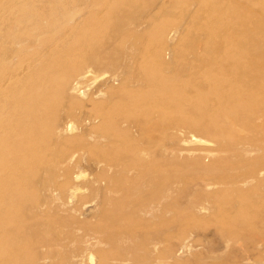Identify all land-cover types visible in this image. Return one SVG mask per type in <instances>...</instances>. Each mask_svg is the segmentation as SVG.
Masks as SVG:
<instances>
[{
    "label": "bare ground",
    "instance_id": "1",
    "mask_svg": "<svg viewBox=\"0 0 264 264\" xmlns=\"http://www.w3.org/2000/svg\"><path fill=\"white\" fill-rule=\"evenodd\" d=\"M127 1L103 0L85 14L70 5L22 6L0 30V264H178L194 255L199 239L174 237V222H167L168 231L160 229L174 211L171 202L179 188L174 172L165 170L164 154L152 157V150L169 147L148 135L150 130L163 134L169 118L195 126V135L173 139L170 162L191 160L178 153L198 143L213 144L248 165L235 181L226 177L206 184H228L221 194L227 204L239 208L232 199L246 194L245 187L264 188V44L254 37L239 0H169L172 9L152 18L164 20L156 36L165 42L152 61L151 43L142 49L131 42L148 25L131 28L136 21L126 14ZM193 3L199 14L188 9L177 16L176 8ZM182 35L179 47L175 40ZM180 62L186 65L182 73ZM104 67L107 89L117 87L121 98L109 118L93 103L109 124L89 132L93 148L112 147L93 158L99 178L76 167L83 181L75 184L70 163L81 152L63 149L74 138L65 135L72 124L62 116L59 100L83 95L89 74ZM183 100L187 107L177 109ZM117 119L132 121V128L120 136L107 134L118 130ZM203 152L210 159L216 150ZM80 200L89 212L85 219ZM250 203H241L242 209L252 211ZM176 238L183 240L179 246L170 241ZM257 238L256 249L264 245V237ZM238 241L233 233L227 244ZM253 260L264 263L258 256Z\"/></svg>",
    "mask_w": 264,
    "mask_h": 264
},
{
    "label": "rangeland",
    "instance_id": "2",
    "mask_svg": "<svg viewBox=\"0 0 264 264\" xmlns=\"http://www.w3.org/2000/svg\"><path fill=\"white\" fill-rule=\"evenodd\" d=\"M102 1L103 0H0V30L3 31L8 28L11 20V14L22 6L29 5L37 8L45 7L49 10H53L58 6L70 5L73 7H79L81 14H85L89 11L90 7ZM239 4L240 6L238 5V7L241 9L243 16H247L251 27H254V30L253 28L251 29L254 33V37H257V39L261 37V43L264 44V0H239ZM198 7L199 6L197 4L193 3L188 7L184 6V8H176L175 13L178 17H181L189 9L192 15H197L200 13V8ZM164 8H169L168 11L172 9V4L169 0H128L126 2L125 9L127 16L133 18L131 21H136L131 24V28H136L140 24H142L141 26L148 25L146 29H143L141 33L136 35L138 38L136 36L133 37L131 42L142 49L147 48L146 44L148 42L151 43L152 46L150 48L148 47L147 50L149 61L154 59L155 52L158 49L157 47L160 48V45L165 43L164 41H158L159 39L156 36L158 26H160L164 20L154 23V20L152 19L155 13L164 11ZM168 11L162 12V14H165ZM182 21L186 24L190 20L183 19ZM27 22V26L29 25L30 27H34L35 22ZM198 22V19L195 20L196 24ZM202 22H206V20ZM30 27H27V29H30ZM49 37L51 38L52 34L50 36L45 35L41 37V39ZM183 38L184 35L176 39L175 45H179L180 47L183 44ZM33 51L34 50L31 49L28 53H32ZM39 58L44 59L43 57ZM12 62L15 64L17 60H13ZM181 62L177 65V70H179L178 73L182 70L185 71L184 67L186 65ZM105 69L107 70V68L104 67L96 74H89L82 87L84 91L82 92L83 95H71V97L66 94L67 98L64 95V97L59 100L63 105V111L62 113L60 111V113L72 124V131L70 130L66 132L65 135L67 134L66 136L74 138V141L72 142L73 144L66 146L63 149L68 152H74L75 150H79V152H81L80 156L75 158L70 163V166L73 167L74 170H72V174H78L79 170L76 167H80L85 171L88 177L93 179L96 177L99 178L101 173L100 167L96 165L93 158L107 154L112 147V145H110L107 146V148H93V136L89 130L93 126L107 127L109 124H107L105 119L98 116L93 103L100 104V107L102 108L104 107L105 114L103 115L104 117L109 118L113 116V112H115L116 108L119 106L120 100L117 99L118 96L121 98L120 94L117 92V87H115L113 91H111V89H107L110 77ZM72 98L73 100H69ZM176 107L177 109L187 107L186 101H179ZM170 114L172 113L170 112ZM170 119L171 118L167 119L168 121L164 120L166 129L163 134L160 135L157 131L150 130L148 136L154 140L163 141L164 145H166L165 147H169L166 152L159 148L152 150V157L159 156L160 153L164 154L166 157L164 163L165 170L168 174L174 172L175 181L177 182L179 188L178 194H176L175 199L171 202L172 205L170 203L174 211L167 216L168 218H166L162 228L160 229L168 231L171 228L170 225L174 222L172 227L177 229L174 237H177V235L178 237L187 236L189 241L193 240L192 242L196 243L197 239H199V244L197 243L195 249V256L192 254L194 257H186L185 260L178 264H203L204 262L207 264H235L236 262H242L243 260L245 262H249L250 264H255L253 259L257 256L261 258V260H264V245L258 249L255 248L256 241H258L257 237H259V235L264 237V188L261 189L256 187L255 190L250 189V186L248 188L245 187L244 189L247 192L246 194L232 199V201H237V205L241 209L234 206V204H227V200L223 199L221 194L229 189L228 184H219L210 188L206 184H211L213 179L219 181V179H225L226 177L235 181L238 177L244 175L243 173L245 172V167L248 166L246 161L235 160L234 158L238 155L237 153L230 151L221 152V149L213 144L205 145L203 143H198L190 148V152L180 151L178 153V157L181 159L188 158L191 160L186 162L184 160H180V162H177L176 164L170 162L168 156L170 155V147L174 142L173 139L178 138V136H188L190 135L189 133H192L191 135H195V126L192 122H175ZM64 122L67 123L66 120H64L63 123ZM115 122L119 123L117 124L119 127L114 124L118 127V130L115 132L108 130L107 134L120 136L129 128H132L131 126L133 125L132 121L126 119H117ZM134 133L140 137L139 129H135ZM209 148L215 149L216 152L210 159H206L204 158L205 154L203 150ZM74 174V183L81 184L83 181L82 178H78L77 174ZM102 183L105 184L104 181ZM206 186L208 188H206ZM251 192L254 194H251ZM258 194L261 197H255V195ZM245 202L246 204L251 202L250 204L254 205V209L252 211L243 210V204L244 206L246 205ZM77 204V207H79L80 210L81 208L83 210L80 213V217L85 219L87 217L85 214H89L86 208V201L80 200ZM208 204H211V208L213 209H210ZM260 204L263 205V209ZM202 205H206L205 207H208L209 209H204ZM243 214L249 215L245 216ZM233 233L238 235L239 241L235 245H228L227 239L231 237ZM170 241L176 245L178 244L177 246H179L183 240L179 241L176 238L175 240L170 239ZM171 242L168 244H171Z\"/></svg>",
    "mask_w": 264,
    "mask_h": 264
}]
</instances>
